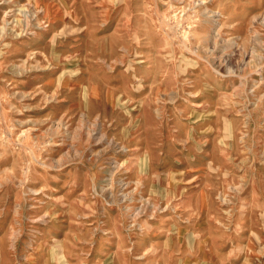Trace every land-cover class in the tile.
<instances>
[{"label": "rangeland", "instance_id": "rangeland-1", "mask_svg": "<svg viewBox=\"0 0 264 264\" xmlns=\"http://www.w3.org/2000/svg\"><path fill=\"white\" fill-rule=\"evenodd\" d=\"M0 264H264V0H0Z\"/></svg>", "mask_w": 264, "mask_h": 264}, {"label": "bare ground", "instance_id": "bare-ground-1", "mask_svg": "<svg viewBox=\"0 0 264 264\" xmlns=\"http://www.w3.org/2000/svg\"><path fill=\"white\" fill-rule=\"evenodd\" d=\"M109 196V195H108Z\"/></svg>", "mask_w": 264, "mask_h": 264}]
</instances>
